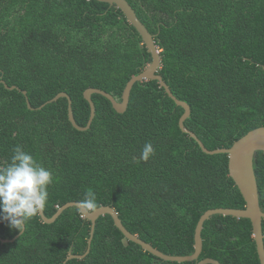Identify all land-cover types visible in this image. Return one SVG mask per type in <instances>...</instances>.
<instances>
[{"label":"trees","instance_id":"16d2710c","mask_svg":"<svg viewBox=\"0 0 264 264\" xmlns=\"http://www.w3.org/2000/svg\"><path fill=\"white\" fill-rule=\"evenodd\" d=\"M154 34L159 73L191 107L185 125L209 149L230 147L264 126V0H128ZM142 36L115 5L99 0H0V167L21 146L50 170L47 217L69 201L96 194V208L116 209L132 233L170 255L195 251V229L211 208H244L227 153L209 154L184 132V108L158 80L137 82L117 112L96 87L122 100L128 81L151 62ZM27 91L33 107L29 108ZM45 104L43 107H41ZM146 142L155 149L141 159ZM264 211V151L254 156ZM94 210V209H93ZM91 220L76 206L52 223L41 215L25 230L0 220V264H63L89 246ZM264 232V220H263ZM193 261L164 260L126 238L110 214L100 216L88 255L66 264H261L251 219L215 214L204 222Z\"/></svg>","mask_w":264,"mask_h":264},{"label":"water","instance_id":"95a60500","mask_svg":"<svg viewBox=\"0 0 264 264\" xmlns=\"http://www.w3.org/2000/svg\"><path fill=\"white\" fill-rule=\"evenodd\" d=\"M102 2H107L111 5H115L117 8L121 9L125 16L127 17L129 23L133 25L139 34L142 36L144 43L147 46L148 51L152 56L151 62L144 68L139 74L134 75L127 83L126 88L123 93L122 100H117L111 93L103 90L101 88L96 87H89L84 91V97L88 100L91 107V115L86 126H80L75 119L73 106H72V98L67 92H60L54 98L47 101L53 102L57 101L61 97H66L69 101L68 104V114L69 119L74 125L75 128L79 130H86L88 129L92 121L96 115V105L92 99V95L94 93H99L106 96L113 104V107L117 112H125L128 108L130 95L133 86L137 82H142L146 80H158L161 87H164L168 95L175 100L178 105H181L184 108V113L180 117L179 125L181 129L189 133L193 138L197 140L199 145L201 146L202 150L209 154H216V153H227L229 156V170L230 175L234 179L236 185L240 189L245 201L246 206L244 208H211L208 209L199 219L196 229H195V251L193 254L190 255H170L162 252L158 248L154 247L151 243L143 240L137 234L132 233L127 227L123 224L122 219L120 218L116 209L109 205H102L94 210H87L83 209L79 205V201H69L63 206H61L57 212L52 217H47L44 209L40 213L41 217L43 218L44 222L52 223L54 222L64 210L68 209L69 207L76 206L80 209L82 214L92 222L91 226V235L89 238V246L87 251L84 254H70L63 264L72 258H84L90 252L91 242L93 239V235L95 232L96 222L100 216L110 214L115 222V225L122 231V233L126 236L127 239L136 242L137 244L141 245L144 250L151 252L152 254L170 261H193L199 258L202 250H203V237H202V230L204 228V222L209 219L211 216L215 214H222V215H232L235 217H245L251 219L252 226H253V236L255 238L257 244V250L260 258L261 264H264V232H263V220H264V211L260 205V198H259V187H258V180L256 177L255 169H254V156L256 151L261 150L264 151V126L257 127L247 134L239 138L234 144L230 147H223L217 149H209L206 147L204 142L198 137V135L190 130L185 125V120L191 114V107L190 105L178 97L174 95L168 83L164 80L163 76L159 73V70L162 65V57L160 54L159 47L156 44L155 36L152 34L147 26L142 22L139 18L137 12L133 8V6L129 3L128 0H99ZM5 86L9 89H16L19 87L16 85H8L3 79L0 80ZM23 93L27 97V102L29 108H32L31 102L29 100L28 94L26 90H23ZM43 104L41 107H43ZM25 230V228H24ZM16 235L12 239H1L3 242H9L16 240L20 234ZM196 264H222L218 259L212 257H206L196 262Z\"/></svg>","mask_w":264,"mask_h":264},{"label":"clouds","instance_id":"9594fccd","mask_svg":"<svg viewBox=\"0 0 264 264\" xmlns=\"http://www.w3.org/2000/svg\"><path fill=\"white\" fill-rule=\"evenodd\" d=\"M11 161L0 167V220L9 227L23 231L26 222L39 215L46 206L48 187L53 182L52 172L39 164L34 156L19 145L13 148ZM155 149L146 142L141 159L147 161ZM83 209L96 208V194L87 190L79 201Z\"/></svg>","mask_w":264,"mask_h":264}]
</instances>
